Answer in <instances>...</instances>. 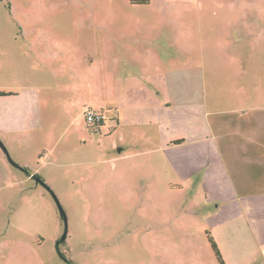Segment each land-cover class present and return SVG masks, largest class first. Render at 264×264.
I'll list each match as a JSON object with an SVG mask.
<instances>
[{"label":"rangeland","instance_id":"obj_1","mask_svg":"<svg viewBox=\"0 0 264 264\" xmlns=\"http://www.w3.org/2000/svg\"><path fill=\"white\" fill-rule=\"evenodd\" d=\"M195 61L264 134V0H0V264H219L210 239L224 264H264L218 247L203 197L146 152L158 138L113 133L119 80L174 64L186 95Z\"/></svg>","mask_w":264,"mask_h":264},{"label":"crops","instance_id":"obj_2","mask_svg":"<svg viewBox=\"0 0 264 264\" xmlns=\"http://www.w3.org/2000/svg\"><path fill=\"white\" fill-rule=\"evenodd\" d=\"M201 58L206 62L203 55ZM155 63L139 65V78L115 84L117 128L113 133L117 141H124L125 134L150 146L149 141L158 138L159 144H152L155 147L146 152L162 154L165 167L181 184L179 195L185 192L192 204V198L203 197L207 207L204 220L212 222V228L221 234L216 235L218 247L221 242L230 251L239 248L242 254L249 245L264 256L262 119L255 114L248 122L240 115L244 109L261 108H222V78L209 76L204 63H191L190 70L197 76L186 95L180 88L182 69L170 64L175 75L167 77L166 67ZM228 115L235 118L228 119ZM175 141L180 143L173 144ZM116 142L112 145L117 146ZM234 225L240 228L238 237Z\"/></svg>","mask_w":264,"mask_h":264},{"label":"trees","instance_id":"obj_3","mask_svg":"<svg viewBox=\"0 0 264 264\" xmlns=\"http://www.w3.org/2000/svg\"><path fill=\"white\" fill-rule=\"evenodd\" d=\"M137 3H138V4H144L145 2H144V1H138ZM4 95H5V94H4ZM7 95H8V94H7ZM5 96H6V95H5ZM100 124H101V123H100ZM178 143H180V141H175V142H173V144H178ZM24 172H25L28 176H30V174H31V173H29L26 169H24ZM35 177H36V174H34V175L32 176L33 179H34ZM209 241H210V244H211V248H212L213 252L215 253V256H216V258H217L219 264H224V262H223V260H222V256H221L220 252L218 251V248H217L216 244H215L211 239H210Z\"/></svg>","mask_w":264,"mask_h":264},{"label":"water","instance_id":"obj_4","mask_svg":"<svg viewBox=\"0 0 264 264\" xmlns=\"http://www.w3.org/2000/svg\"><path fill=\"white\" fill-rule=\"evenodd\" d=\"M0 148H1V150L5 153V155L8 157L7 151H6L4 145L2 144L1 141H0ZM8 159H9V157H8ZM9 162H10L12 165L15 166V164H14L10 159H9ZM35 180H36V183H39V184H42V185H43V182H42L41 180H39V179H37V178H35ZM56 204H57V206H58V210H59V212H60V215H61V216L64 218V220H65V214H64V211H63L62 207L60 206V204H59V202H58L57 200H56ZM65 236H66V232L64 233V235H63V237H62V240L65 239Z\"/></svg>","mask_w":264,"mask_h":264},{"label":"built area","instance_id":"obj_5","mask_svg":"<svg viewBox=\"0 0 264 264\" xmlns=\"http://www.w3.org/2000/svg\"><path fill=\"white\" fill-rule=\"evenodd\" d=\"M85 115L88 124H100L102 122V118L91 110L86 111Z\"/></svg>","mask_w":264,"mask_h":264}]
</instances>
